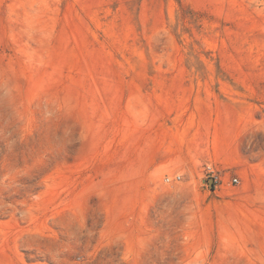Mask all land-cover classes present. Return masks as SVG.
Returning a JSON list of instances; mask_svg holds the SVG:
<instances>
[{"label": "rangeland", "instance_id": "obj_1", "mask_svg": "<svg viewBox=\"0 0 264 264\" xmlns=\"http://www.w3.org/2000/svg\"><path fill=\"white\" fill-rule=\"evenodd\" d=\"M0 264H264V0H0Z\"/></svg>", "mask_w": 264, "mask_h": 264}, {"label": "built area", "instance_id": "obj_2", "mask_svg": "<svg viewBox=\"0 0 264 264\" xmlns=\"http://www.w3.org/2000/svg\"><path fill=\"white\" fill-rule=\"evenodd\" d=\"M177 178H178V179H181V177H180V176H178ZM235 181H237V180H235Z\"/></svg>", "mask_w": 264, "mask_h": 264}]
</instances>
